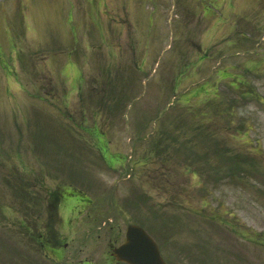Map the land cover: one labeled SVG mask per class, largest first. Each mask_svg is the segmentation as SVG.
I'll return each instance as SVG.
<instances>
[{"label":"rangeland","instance_id":"obj_1","mask_svg":"<svg viewBox=\"0 0 264 264\" xmlns=\"http://www.w3.org/2000/svg\"><path fill=\"white\" fill-rule=\"evenodd\" d=\"M88 43L98 56L85 64ZM71 107L87 123L102 112L89 124L100 154L128 162L106 173ZM156 152L164 175L136 184V162ZM20 170L129 188L131 206L160 215L142 224L166 264H264V0H0V264H101L108 229L61 261L18 230Z\"/></svg>","mask_w":264,"mask_h":264},{"label":"flooded vegetation","instance_id":"obj_2","mask_svg":"<svg viewBox=\"0 0 264 264\" xmlns=\"http://www.w3.org/2000/svg\"><path fill=\"white\" fill-rule=\"evenodd\" d=\"M90 132L91 128H85V133ZM92 140L96 142V139ZM97 140L100 141L99 137ZM108 143L107 139L105 144ZM94 145L92 143V146ZM103 160L108 168H112L116 163L124 165L128 162L126 158L112 162L104 158ZM149 165L150 173L145 168L139 172L132 170L135 181L139 178L144 179L143 174L146 176L158 174L160 170L158 165ZM109 171L112 172L110 169ZM63 178L65 180L55 181L53 177L35 170H22L16 173L14 182L22 188L26 196V200L20 204L16 203L13 211L18 230L34 238L44 257L51 261H61L70 253L79 255L84 252L92 253L95 250V242L101 238L99 233L108 229L111 234L107 236L109 238L106 240V250L101 264H123L112 256L113 248L123 242L128 225L134 224L145 230L142 223L146 224L147 217L153 218L152 215H158L155 208L150 204L131 206L128 201L129 188L116 192L121 194L120 198L114 197L116 193L111 187L96 184V179L91 176L67 174ZM116 228L117 232L112 233ZM150 235L155 237L153 234ZM119 239L121 243H118ZM75 242H80L78 250L77 246H74ZM77 264L93 263L84 258Z\"/></svg>","mask_w":264,"mask_h":264},{"label":"water","instance_id":"obj_3","mask_svg":"<svg viewBox=\"0 0 264 264\" xmlns=\"http://www.w3.org/2000/svg\"><path fill=\"white\" fill-rule=\"evenodd\" d=\"M114 256L127 264H165L154 241L134 225L128 226L125 242L114 250Z\"/></svg>","mask_w":264,"mask_h":264}]
</instances>
